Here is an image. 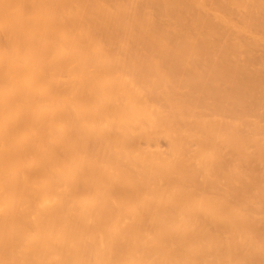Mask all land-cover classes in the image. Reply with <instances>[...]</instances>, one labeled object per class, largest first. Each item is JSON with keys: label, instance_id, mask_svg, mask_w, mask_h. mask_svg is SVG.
Returning a JSON list of instances; mask_svg holds the SVG:
<instances>
[{"label": "bare ground", "instance_id": "6f19581e", "mask_svg": "<svg viewBox=\"0 0 264 264\" xmlns=\"http://www.w3.org/2000/svg\"><path fill=\"white\" fill-rule=\"evenodd\" d=\"M0 264H264V0H0Z\"/></svg>", "mask_w": 264, "mask_h": 264}]
</instances>
